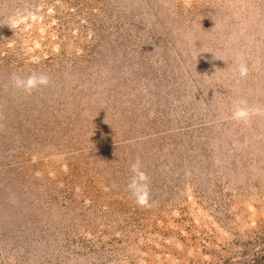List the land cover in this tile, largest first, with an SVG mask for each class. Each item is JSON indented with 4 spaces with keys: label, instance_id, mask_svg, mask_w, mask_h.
Returning <instances> with one entry per match:
<instances>
[{
    "label": "rangeland",
    "instance_id": "374dc122",
    "mask_svg": "<svg viewBox=\"0 0 264 264\" xmlns=\"http://www.w3.org/2000/svg\"><path fill=\"white\" fill-rule=\"evenodd\" d=\"M239 98L264 106V0H0V264H264V115L227 119Z\"/></svg>",
    "mask_w": 264,
    "mask_h": 264
},
{
    "label": "clouds",
    "instance_id": "9594fccd",
    "mask_svg": "<svg viewBox=\"0 0 264 264\" xmlns=\"http://www.w3.org/2000/svg\"><path fill=\"white\" fill-rule=\"evenodd\" d=\"M235 71L240 78H245L249 73L247 61L243 56H237L233 61ZM13 84L16 88L31 94L41 86H47L50 83V77L44 73L32 72L27 77H21L13 74ZM264 115V106L250 105L246 99L239 98L232 102L230 116L231 119L238 123L247 124L254 116ZM131 177L126 185L127 192L134 199L137 206L151 207L154 203L151 196V180L146 171L143 170L142 162L139 158L130 166Z\"/></svg>",
    "mask_w": 264,
    "mask_h": 264
}]
</instances>
